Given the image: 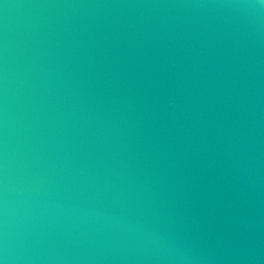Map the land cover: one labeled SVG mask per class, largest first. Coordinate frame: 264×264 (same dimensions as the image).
I'll list each match as a JSON object with an SVG mask.
<instances>
[{
	"label": "water",
	"instance_id": "obj_1",
	"mask_svg": "<svg viewBox=\"0 0 264 264\" xmlns=\"http://www.w3.org/2000/svg\"><path fill=\"white\" fill-rule=\"evenodd\" d=\"M0 264H264V0H0Z\"/></svg>",
	"mask_w": 264,
	"mask_h": 264
}]
</instances>
